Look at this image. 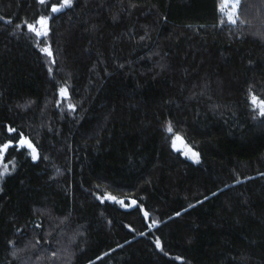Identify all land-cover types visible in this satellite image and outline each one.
<instances>
[{"label":"trees","instance_id":"16d2710c","mask_svg":"<svg viewBox=\"0 0 264 264\" xmlns=\"http://www.w3.org/2000/svg\"><path fill=\"white\" fill-rule=\"evenodd\" d=\"M59 2L0 0V144L38 152L0 164V264H264V0Z\"/></svg>","mask_w":264,"mask_h":264},{"label":"snow or ice","instance_id":"6c2138e0","mask_svg":"<svg viewBox=\"0 0 264 264\" xmlns=\"http://www.w3.org/2000/svg\"><path fill=\"white\" fill-rule=\"evenodd\" d=\"M38 2L40 4H45L46 0H38ZM240 2H241V0H218L219 11H221L222 13H225L227 16L228 22H230L233 25L237 24L238 22H242V21H240V17H239ZM72 5H73V0H60V2L58 4H53L51 6V12L52 13H58V12L62 11L64 8L72 7ZM50 19H51V16H40L35 23H29L27 25L28 30L30 32L35 33L36 36H47L49 33V30H50L49 29V20ZM37 25H39V27H37ZM41 51L44 52L49 57L54 56L50 45L47 47L41 48ZM52 63H55L54 58L52 60ZM49 71L51 72V68L49 69ZM59 93H60V96L63 98H68V96H69L68 89L66 86L61 87L59 89ZM250 100H251L252 106L259 111V115L264 117V98L258 97L255 93H251L250 94ZM69 107L75 108V105L69 104ZM7 131L11 132V133H16L17 129L12 128V127H8ZM168 131L172 132L174 135L173 147H175L176 141L182 140V137L174 132L171 124L168 125ZM13 146L17 149L26 147L27 149L30 150V154L32 156V159L33 160L38 159V152H37L35 145L32 143V141L28 137H26L23 134V132H19L18 137L15 141V145H13V140H11V139H9L6 143L0 144V164H2V162H3L4 153L7 152V150L10 147H13ZM189 153L191 154V158L196 160V162H199V153L193 151L190 147L188 148V152H186L185 154L188 155ZM3 169H4V171L0 172V176H3V174L5 172H7V170H8L7 165H3ZM98 198L101 199L102 202H103V200L107 199V200L116 201V202L120 203L121 205H124V201L117 200V197L112 196L110 194H108L104 197H98ZM205 199H207V197ZM135 204H136V201L133 200L132 205H135ZM124 206L130 207L131 205H124ZM189 207H193V205H189ZM141 208H142V206H141ZM143 215L145 218H147L149 216V213L147 211H144ZM176 215L179 216L180 213L177 212ZM153 223L155 224L156 221H153ZM143 234L144 233H141V235H143ZM156 245H157V247L161 248V251H163V248H162V245H161V242L159 241V239H157ZM176 259L179 260V259H182V257H176Z\"/></svg>","mask_w":264,"mask_h":264},{"label":"rangeland","instance_id":"374dc122","mask_svg":"<svg viewBox=\"0 0 264 264\" xmlns=\"http://www.w3.org/2000/svg\"><path fill=\"white\" fill-rule=\"evenodd\" d=\"M17 29H19V28H17ZM166 127H168V124L166 125ZM173 133H171V135H172ZM174 139V138H173ZM190 146L187 144V143H185L184 142V140H183V138H182V140H177L176 141V146H175V148L176 149H179V150H182V152L185 154L186 152H188V148H189ZM191 148V147H190ZM192 149V148H191ZM193 150V149H192ZM194 151V150H193ZM196 152V151H195ZM186 155V154H185ZM192 161H195L196 162V160H194L193 158H191V154L189 153L188 155H187ZM132 203V202H131ZM133 206V205H132Z\"/></svg>","mask_w":264,"mask_h":264},{"label":"water","instance_id":"95a60500","mask_svg":"<svg viewBox=\"0 0 264 264\" xmlns=\"http://www.w3.org/2000/svg\"><path fill=\"white\" fill-rule=\"evenodd\" d=\"M171 133H172V132H169V131H168V134H171Z\"/></svg>","mask_w":264,"mask_h":264}]
</instances>
